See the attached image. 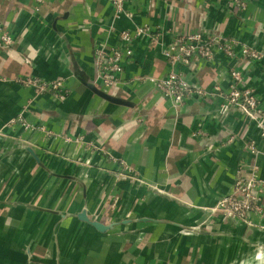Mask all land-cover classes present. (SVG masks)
Listing matches in <instances>:
<instances>
[{"label":"crops","instance_id":"crops-1","mask_svg":"<svg viewBox=\"0 0 264 264\" xmlns=\"http://www.w3.org/2000/svg\"><path fill=\"white\" fill-rule=\"evenodd\" d=\"M245 2L235 12L228 0H128L134 19L116 20L109 0H0V23L14 40L0 50L2 264H239L264 245V213L247 224L215 211L249 166L264 178L256 122L234 108L224 114L225 100L214 94L216 86L229 89L239 46L234 58L215 52L177 68L210 94L180 108L147 81L169 69L149 39L133 42L121 82L109 92L131 105L86 86L96 78L95 49L121 47V32L147 24L167 31L165 44L176 28L220 34L264 54V0ZM22 77L62 80L69 95L38 96L16 83ZM244 79L264 107V58ZM21 114L44 131L9 128ZM83 211L111 230L80 220ZM66 232L73 237H58Z\"/></svg>","mask_w":264,"mask_h":264},{"label":"built area","instance_id":"built-area-1","mask_svg":"<svg viewBox=\"0 0 264 264\" xmlns=\"http://www.w3.org/2000/svg\"><path fill=\"white\" fill-rule=\"evenodd\" d=\"M35 1L39 4L43 3V0ZM109 1L114 8L116 20L123 17L128 20L134 19L136 12L127 7L128 0ZM228 4L235 12L238 10L241 12L246 8L245 0H228ZM37 10L39 9L37 8ZM168 32L171 34V41L167 44L163 42V37L167 31L153 28L148 24L137 27L134 32L128 30L121 32L119 35L122 42L121 47H107V44H101L93 54V65L96 71L94 83L105 93H111V90L121 82L126 63L134 54L133 42L137 39H149L151 45H158L161 48V53L166 59L169 69L164 76H151L147 81L152 84L154 90L160 93L164 100H169L176 108H180L191 99H208L210 94L189 83L177 68L191 69L196 59L212 60L215 52L223 53L228 58H234L236 57L235 49L239 46L241 48V61L231 70L229 89L223 94L220 87L216 86L214 94H222L225 100L224 114H227L230 108L238 110L251 121L256 122L264 138V107L255 90L244 86L245 71L254 62L262 60L264 54L245 43H240L233 38H227L220 34L209 35L201 31H184L181 33L176 28H170ZM13 44L11 31L0 23V50L10 49ZM26 63L31 64V60L26 59ZM19 82L24 85L29 83L34 89L38 86L46 88L48 93L52 94L61 86V83L46 81L42 82L43 86H41V80L38 77H22L19 78ZM62 91L65 92L64 89ZM64 97L62 98L63 101L66 99ZM22 120L20 118L19 123ZM69 140L71 139L68 138ZM249 149L253 155L258 154L255 146L251 145ZM249 169V172H242V174L237 175L232 191L227 196L222 197L215 208V211L226 218L237 219L247 224H251L252 215H263L264 213V178L260 176V170L257 166H249ZM125 170L131 171L127 168ZM243 170L246 171L244 168ZM121 173L125 175L124 172Z\"/></svg>","mask_w":264,"mask_h":264},{"label":"rangeland","instance_id":"rangeland-1","mask_svg":"<svg viewBox=\"0 0 264 264\" xmlns=\"http://www.w3.org/2000/svg\"><path fill=\"white\" fill-rule=\"evenodd\" d=\"M10 49H4V50H7L8 51ZM40 80H41L40 84H41V86H43L42 85V82H45L46 80H42V79H40ZM46 82H49V81H46ZM50 82H53V83H61V86L58 89H56L57 91L56 90L53 91L54 94L48 93V91L46 90V88H43V87H39L38 86L36 89H34L33 86L31 84H29V83H27V84L24 85L21 82H19V78H16V83L20 84L21 86H23V87H25L27 89H33L35 91V94L38 95V96L39 95H43V94H51L53 96V98H55L56 100H59V101H63L62 98L64 96L67 99V97L69 95L68 94L69 91H68V89L65 86V82H63L62 80H55V81H50ZM62 89H64L65 92L62 91ZM66 94H67V96H66ZM65 97H64V99H65ZM20 118L23 119L21 123H19V121H18ZM28 124H29V122H27L26 119L24 118L23 114H21L20 116H18L17 119L11 120V122H9V124H8V127L11 128V129H13V128H16L18 125H20L25 131H33L35 129H40V130L44 131V128L43 127L37 128V127H35L34 125H31V124H30V126H28ZM30 128H32V129H30ZM60 236H61V238L64 236L63 239L65 241L68 240L69 237H73L72 234L69 235V232L68 233L66 232V234L58 235V237H60ZM67 236H69V237H67ZM0 258H1V256H0ZM2 260L3 259L0 260V264H2ZM242 261H250L249 262L250 264H252L253 262H255L257 264H260V263L261 264H264V249L258 247L255 250H251V252H249V254H247L242 259Z\"/></svg>","mask_w":264,"mask_h":264},{"label":"water","instance_id":"water-1","mask_svg":"<svg viewBox=\"0 0 264 264\" xmlns=\"http://www.w3.org/2000/svg\"><path fill=\"white\" fill-rule=\"evenodd\" d=\"M86 86L93 91L96 95H98L99 97L112 102V103H116V104H122V105H131L129 102L121 100V99H117L114 98L112 96H110L109 94L105 93L103 90H101L97 84H95L94 82L91 83H87ZM30 152H32L31 149H29ZM33 153V152H32ZM80 220L88 223L89 225H91L92 227H94L98 232L100 233H107L109 230H111V226H106L101 222L98 221H94L92 219H90L87 215L86 211H83L80 215H79ZM188 231L191 232H195L196 230L194 229H188ZM260 248L264 249V245L261 246ZM245 264V263H244ZM252 264H257L255 262H253ZM261 264V263H260Z\"/></svg>","mask_w":264,"mask_h":264},{"label":"bare ground","instance_id":"bare-ground-1","mask_svg":"<svg viewBox=\"0 0 264 264\" xmlns=\"http://www.w3.org/2000/svg\"><path fill=\"white\" fill-rule=\"evenodd\" d=\"M249 262H250V261H242V262L239 263V264H244V263H245V264H250Z\"/></svg>","mask_w":264,"mask_h":264}]
</instances>
